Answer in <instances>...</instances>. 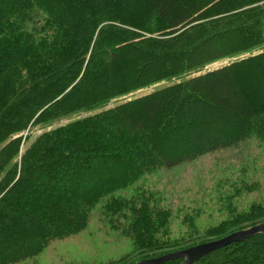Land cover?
<instances>
[{"label": "trees", "instance_id": "trees-1", "mask_svg": "<svg viewBox=\"0 0 264 264\" xmlns=\"http://www.w3.org/2000/svg\"><path fill=\"white\" fill-rule=\"evenodd\" d=\"M253 140L264 0H0V264L80 233L100 204L124 212L114 195L147 176ZM150 200L128 209L139 260L179 245L162 242L170 213ZM254 207L205 235L251 223ZM194 264H264V235Z\"/></svg>", "mask_w": 264, "mask_h": 264}, {"label": "rangeland", "instance_id": "rangeland-1", "mask_svg": "<svg viewBox=\"0 0 264 264\" xmlns=\"http://www.w3.org/2000/svg\"><path fill=\"white\" fill-rule=\"evenodd\" d=\"M227 61L212 64L205 70L221 67ZM69 121L71 119L61 120L54 126H61ZM42 131L35 129L25 144ZM26 134L27 131L17 135L21 137V143L13 156L15 154L14 161L18 164ZM114 196L116 200L126 204L124 212L108 216L104 210L105 204H100L89 213V220L83 231L50 242L35 257L19 264H136L142 260H139L136 248L127 234L130 221L128 209L131 206L140 208L145 203L150 205V199H154L159 207L170 213L169 233L162 236V242L167 245L179 242L177 247L154 258L201 242L220 239L221 235L209 238L205 234L218 229L235 216L250 212L253 206L259 207V211L264 213V144L253 140L229 151L220 150L205 155L173 170L147 176ZM259 211L252 212L255 215L254 218H249L253 220L251 223L242 222L240 229L229 230L227 235L264 224V215L258 217Z\"/></svg>", "mask_w": 264, "mask_h": 264}, {"label": "water", "instance_id": "water-1", "mask_svg": "<svg viewBox=\"0 0 264 264\" xmlns=\"http://www.w3.org/2000/svg\"><path fill=\"white\" fill-rule=\"evenodd\" d=\"M258 234L264 235V224L235 231L217 240L201 243L193 247L173 252L159 258L147 259L136 264H163L166 261L181 260V264H194L201 258L234 243L242 242Z\"/></svg>", "mask_w": 264, "mask_h": 264}]
</instances>
